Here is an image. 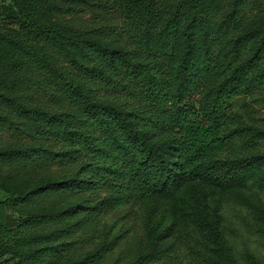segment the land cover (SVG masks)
<instances>
[{
  "label": "trees",
  "instance_id": "16d2710c",
  "mask_svg": "<svg viewBox=\"0 0 264 264\" xmlns=\"http://www.w3.org/2000/svg\"><path fill=\"white\" fill-rule=\"evenodd\" d=\"M256 1L0 5V163L29 172L56 165L61 196L74 200L66 209L78 215L72 222L61 218L64 209L5 215L0 264H100L113 247L96 234L98 217L123 212L145 242L110 264L173 261L169 236L184 240L189 264H240L221 201L249 182L264 190V150H229V140L264 141V128H228L222 103L264 81ZM47 186L18 198L36 199ZM194 186L197 234L175 202ZM162 206L170 215L163 226L153 222Z\"/></svg>",
  "mask_w": 264,
  "mask_h": 264
},
{
  "label": "rangeland",
  "instance_id": "374dc122",
  "mask_svg": "<svg viewBox=\"0 0 264 264\" xmlns=\"http://www.w3.org/2000/svg\"><path fill=\"white\" fill-rule=\"evenodd\" d=\"M8 2L9 0H0V5L3 7ZM256 2L257 7L253 11L262 10L263 18L261 21L264 22V0H257ZM251 50L252 46H248L239 59L247 58ZM258 63L264 64V53ZM222 110L228 117L226 125L228 128L235 127L237 123L264 128V81L257 84L254 89L225 99L222 103ZM229 141V150L247 151L251 145L257 150H264V141L252 144L244 138V134L234 136ZM63 178V174L58 171L54 164L29 172L0 163V222L7 214L17 217L29 213L32 209L40 211L64 209L61 218L67 222L76 221L78 215L66 209L74 203V200H68L61 196L59 190V183ZM46 183L49 186L38 198L27 201L18 198V196L21 197ZM194 188L195 186L184 188L175 196V202L179 208L190 215L189 217L187 215V220L191 224L188 230L192 229L193 225L196 228V222L192 220L194 219L195 204L192 198L193 193H190ZM78 202L81 203L82 201L78 200ZM207 204H210V208L213 210L209 198H207ZM219 215L221 216L225 238L233 245L238 263L254 264L256 261V264H264V190L249 182L246 187L228 191L221 201ZM153 222H160L161 226L169 224V210L162 206L153 217ZM126 229H128L127 232H125ZM199 232V229L196 228V234ZM96 234L104 237L113 247L112 253L100 264H110L119 257L118 255L122 250H126L130 245L132 249H135L141 242H145L144 238H141L142 231L139 223H135L124 212L99 216ZM196 234L192 233L195 236ZM167 239L173 245L174 260H161L154 264H189L190 259L187 257L188 252L184 240L178 237L171 238V236ZM94 242L97 240L95 239ZM89 244L85 243L83 249L85 250ZM79 251L81 250H77L76 253Z\"/></svg>",
  "mask_w": 264,
  "mask_h": 264
}]
</instances>
